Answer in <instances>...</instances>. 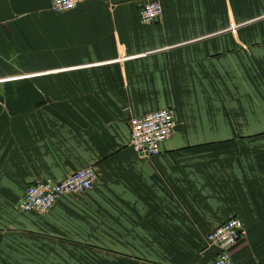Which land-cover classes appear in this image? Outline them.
<instances>
[{"label":"crops","instance_id":"1","mask_svg":"<svg viewBox=\"0 0 264 264\" xmlns=\"http://www.w3.org/2000/svg\"><path fill=\"white\" fill-rule=\"evenodd\" d=\"M164 109L176 134L140 158L131 123ZM87 168L91 191L18 211ZM234 218V264H264V0H0V264H207Z\"/></svg>","mask_w":264,"mask_h":264},{"label":"built area","instance_id":"2","mask_svg":"<svg viewBox=\"0 0 264 264\" xmlns=\"http://www.w3.org/2000/svg\"><path fill=\"white\" fill-rule=\"evenodd\" d=\"M95 0H51L56 13H66L76 9L82 3ZM164 10L159 1H148L140 12L144 24H155L162 20ZM175 112L171 109L155 111L131 123V149L143 159H152L161 153L164 143L176 134ZM98 181L94 168L81 170L61 182L46 179L28 187L17 209L22 213L47 214L54 209L57 202L65 196H80L91 191ZM244 223L231 219L207 237L210 245L218 249L216 258L207 264H234L232 251L245 238Z\"/></svg>","mask_w":264,"mask_h":264}]
</instances>
